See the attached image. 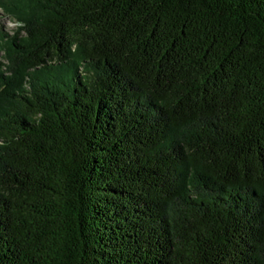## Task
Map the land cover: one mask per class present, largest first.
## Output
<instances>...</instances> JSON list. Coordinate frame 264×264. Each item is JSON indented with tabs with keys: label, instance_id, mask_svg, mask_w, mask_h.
I'll list each match as a JSON object with an SVG mask.
<instances>
[{
	"label": "trees",
	"instance_id": "1",
	"mask_svg": "<svg viewBox=\"0 0 264 264\" xmlns=\"http://www.w3.org/2000/svg\"><path fill=\"white\" fill-rule=\"evenodd\" d=\"M0 7V264H264V0Z\"/></svg>",
	"mask_w": 264,
	"mask_h": 264
},
{
	"label": "rangeland",
	"instance_id": "2",
	"mask_svg": "<svg viewBox=\"0 0 264 264\" xmlns=\"http://www.w3.org/2000/svg\"><path fill=\"white\" fill-rule=\"evenodd\" d=\"M20 27V24L13 19L12 16H9L4 12L0 7V33L2 36H5L6 41H10L11 38L17 36V29ZM22 36V35H21ZM0 68L5 72V76L11 74L9 70V63L6 60L5 52H0Z\"/></svg>",
	"mask_w": 264,
	"mask_h": 264
}]
</instances>
